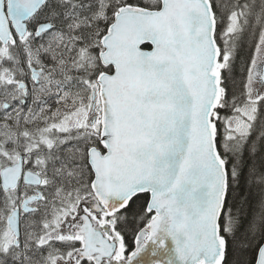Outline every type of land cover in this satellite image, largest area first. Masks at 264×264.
Listing matches in <instances>:
<instances>
[{"label":"snow or ice","instance_id":"snow-or-ice-1","mask_svg":"<svg viewBox=\"0 0 264 264\" xmlns=\"http://www.w3.org/2000/svg\"><path fill=\"white\" fill-rule=\"evenodd\" d=\"M0 264H264V0H0Z\"/></svg>","mask_w":264,"mask_h":264}]
</instances>
